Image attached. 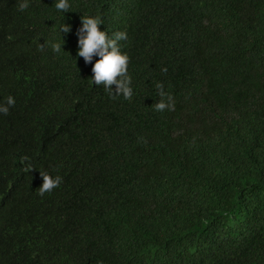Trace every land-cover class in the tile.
<instances>
[{
  "label": "trees",
  "instance_id": "16d2710c",
  "mask_svg": "<svg viewBox=\"0 0 264 264\" xmlns=\"http://www.w3.org/2000/svg\"><path fill=\"white\" fill-rule=\"evenodd\" d=\"M20 2L0 0V264H264V0ZM83 16L126 32L131 100L77 55Z\"/></svg>",
  "mask_w": 264,
  "mask_h": 264
},
{
  "label": "clouds",
  "instance_id": "9594fccd",
  "mask_svg": "<svg viewBox=\"0 0 264 264\" xmlns=\"http://www.w3.org/2000/svg\"><path fill=\"white\" fill-rule=\"evenodd\" d=\"M29 7L28 0H23L18 4V10L25 11ZM55 8L64 13L69 12V0H56ZM102 20L99 17L83 16L82 27L77 30L78 36V53L87 64H91L93 58L98 56V59L93 68V81L99 86L103 85L109 95L123 96L125 100H131L133 96V89L131 85V77L128 75L129 57L122 54L119 42L127 39L126 32H117L113 38H109L107 31L101 30ZM63 33L71 31V25L64 24L61 28ZM52 49L56 53L61 52V44L55 43ZM43 50V49H42ZM166 71V69H164ZM113 85L116 86L115 91ZM158 95L161 99L154 104L155 111L163 112L174 107L173 98L168 95L162 84L156 85ZM167 97V100H165ZM15 105V99L8 96L6 104H0V113L8 114L9 106ZM27 160V158H22ZM32 170L29 164L25 171ZM43 184L39 187V195L43 197L46 193H51L54 189L60 186L61 178L59 176L53 178L52 176L41 172Z\"/></svg>",
  "mask_w": 264,
  "mask_h": 264
}]
</instances>
